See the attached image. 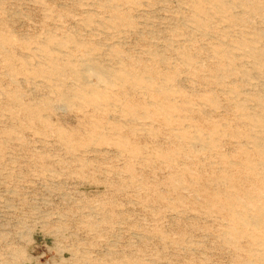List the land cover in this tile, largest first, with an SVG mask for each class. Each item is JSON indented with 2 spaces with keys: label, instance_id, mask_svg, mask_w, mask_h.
Here are the masks:
<instances>
[{
  "label": "rangeland",
  "instance_id": "rangeland-1",
  "mask_svg": "<svg viewBox=\"0 0 264 264\" xmlns=\"http://www.w3.org/2000/svg\"><path fill=\"white\" fill-rule=\"evenodd\" d=\"M0 264H264V0H0Z\"/></svg>",
  "mask_w": 264,
  "mask_h": 264
},
{
  "label": "bare ground",
  "instance_id": "bare-ground-1",
  "mask_svg": "<svg viewBox=\"0 0 264 264\" xmlns=\"http://www.w3.org/2000/svg\"><path fill=\"white\" fill-rule=\"evenodd\" d=\"M81 62V61H80ZM70 64V63H69ZM75 65V64H74ZM71 65H68V68ZM80 66V65H79ZM73 68V67H72ZM70 67V69H72ZM72 71V70H71ZM76 77L82 82V84L89 86L91 84V77L97 76L100 79L107 80L110 78L108 73L95 61L87 60L83 61L82 65L74 71ZM73 76V75H72ZM109 83V82H108ZM85 86V87H87ZM93 86V85H92ZM95 87V86H94ZM84 88V87H83ZM90 88V86H89ZM96 88V87H95ZM79 89V88H78ZM80 90V89H79ZM86 90V89H85ZM82 91V88H81ZM83 92V91H82ZM87 92V91H86ZM78 93V92H77ZM81 95V93H79Z\"/></svg>",
  "mask_w": 264,
  "mask_h": 264
}]
</instances>
